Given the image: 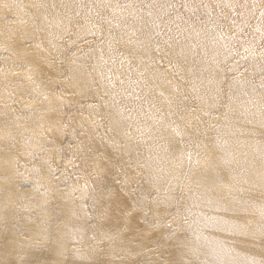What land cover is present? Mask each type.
Masks as SVG:
<instances>
[{"label":"bare ground","instance_id":"6f19581e","mask_svg":"<svg viewBox=\"0 0 264 264\" xmlns=\"http://www.w3.org/2000/svg\"><path fill=\"white\" fill-rule=\"evenodd\" d=\"M0 264H264V0H0Z\"/></svg>","mask_w":264,"mask_h":264}]
</instances>
